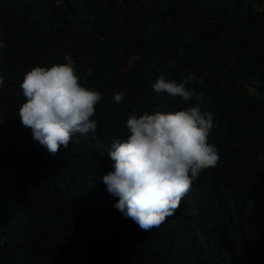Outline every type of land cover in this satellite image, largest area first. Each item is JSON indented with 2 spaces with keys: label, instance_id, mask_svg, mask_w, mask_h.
I'll use <instances>...</instances> for the list:
<instances>
[{
  "label": "trees",
  "instance_id": "16d2710c",
  "mask_svg": "<svg viewBox=\"0 0 264 264\" xmlns=\"http://www.w3.org/2000/svg\"><path fill=\"white\" fill-rule=\"evenodd\" d=\"M254 1L0 0V264H264V9ZM69 54L81 85L102 95L98 128L47 157L20 122V85ZM190 72L204 79L186 85L188 101L152 89ZM188 107L213 114L220 160L174 215L142 231L102 180L108 133L133 114Z\"/></svg>",
  "mask_w": 264,
  "mask_h": 264
},
{
  "label": "clouds",
  "instance_id": "9594fccd",
  "mask_svg": "<svg viewBox=\"0 0 264 264\" xmlns=\"http://www.w3.org/2000/svg\"><path fill=\"white\" fill-rule=\"evenodd\" d=\"M64 59L63 64L32 67L20 85L25 98L18 110L20 122L32 131L28 143L47 157L55 156L60 147L63 153L77 133L95 134L98 128L92 117L102 95L81 85L70 54ZM203 79H197L195 72L183 82L168 81L161 75L152 89L188 101L194 92L186 85L203 83ZM3 84L0 75V86ZM126 91L117 92L114 103L119 104ZM125 126L127 130L108 133L110 161L102 165V180L109 195L117 198L114 208L147 232L174 215L191 184L205 169L218 165V149L208 143L210 130L217 125L211 112L188 107L144 112L138 117L133 114ZM258 158L264 161V155Z\"/></svg>",
  "mask_w": 264,
  "mask_h": 264
},
{
  "label": "rangeland",
  "instance_id": "374dc122",
  "mask_svg": "<svg viewBox=\"0 0 264 264\" xmlns=\"http://www.w3.org/2000/svg\"><path fill=\"white\" fill-rule=\"evenodd\" d=\"M230 2H231V0H213V3H215V4L221 3V4H223V6L228 5ZM254 4H255V6L258 9H264V0H261L259 3H257L256 1H254ZM131 65H133V58H131L129 60V63L127 64V66L125 68H128ZM244 85H248V83L245 82ZM252 90H253V88H250V91H252Z\"/></svg>",
  "mask_w": 264,
  "mask_h": 264
}]
</instances>
